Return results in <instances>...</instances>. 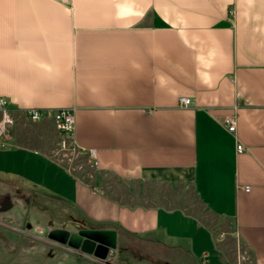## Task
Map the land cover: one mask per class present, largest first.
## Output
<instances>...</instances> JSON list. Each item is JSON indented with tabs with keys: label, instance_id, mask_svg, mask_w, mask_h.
<instances>
[{
	"label": "crops",
	"instance_id": "crops-1",
	"mask_svg": "<svg viewBox=\"0 0 264 264\" xmlns=\"http://www.w3.org/2000/svg\"><path fill=\"white\" fill-rule=\"evenodd\" d=\"M0 97L15 115L72 111L74 148L97 172L176 188L177 200L193 193L264 264V0H0ZM229 114L241 153L220 123ZM26 149L20 171L0 172L65 206L49 230L112 231L115 251L148 264H229L185 204L122 203ZM11 212H0V264L16 243L3 231L42 233L13 225ZM49 245L63 256L52 264L93 259Z\"/></svg>",
	"mask_w": 264,
	"mask_h": 264
},
{
	"label": "rangeland",
	"instance_id": "rangeland-1",
	"mask_svg": "<svg viewBox=\"0 0 264 264\" xmlns=\"http://www.w3.org/2000/svg\"><path fill=\"white\" fill-rule=\"evenodd\" d=\"M12 119L13 123L6 127L5 135L0 139V152L3 153V163L0 159V168L4 165L12 171H20V166L22 167L23 164L28 163L30 159L27 154H25V157L21 155V152L24 151L18 150L34 149L59 162L75 176L90 184V186L104 190L107 195L122 203L161 204L165 207H173L183 203L190 214L200 219L217 236L219 252L227 257L229 264H252L248 250L236 241L232 224L211 215L195 198L193 193L188 192L182 197L183 199L177 200L176 196H180V194L178 195L176 188L171 189L169 186L156 182L128 183L112 174L97 172L87 156L80 155L70 145H62L60 134L51 119L43 118L40 121H32L24 115H15L13 113ZM13 175H6L0 172V203L5 198H8L10 202L8 209L1 214L6 215V212L13 209V212L10 213L13 225L18 226L19 224L18 227L20 229H26L27 231L30 230V226L36 227L38 225L41 227L42 233H34L31 236L20 239L11 230L3 231L4 235L14 239L16 243L14 245L15 249H9V252L14 251L13 255H9L10 257L8 258L4 257L2 260H5L7 264H52V255H62L60 252H53L52 243L49 245V240L45 236L51 228L49 222L59 215H64L66 212L65 206L55 199H51V197L34 193L32 190L35 187L31 184L28 185L29 187L27 185L22 186L24 182ZM2 181L5 184H2ZM23 221H25L23 225L20 224ZM66 229L70 232H76L78 228L73 225L71 228L68 226ZM9 245L13 246L11 242H8ZM20 246L26 250L15 255L18 252L17 247L20 248ZM132 246L139 247L135 242H133ZM2 249L0 248V256H3L1 253ZM140 249L145 250L144 247ZM138 257L134 252L129 253L119 249L118 251L110 252L107 260H116L113 264H119L117 262L121 260L125 261V264H133L134 260L136 263L148 264L149 261L144 257ZM84 264L101 263L93 258Z\"/></svg>",
	"mask_w": 264,
	"mask_h": 264
},
{
	"label": "built area",
	"instance_id": "built-area-1",
	"mask_svg": "<svg viewBox=\"0 0 264 264\" xmlns=\"http://www.w3.org/2000/svg\"><path fill=\"white\" fill-rule=\"evenodd\" d=\"M191 102L188 98H180L179 105L183 107L190 106ZM25 117L32 121H40L43 118H49L53 121L56 130L59 132L61 137V143L63 146L70 145L74 147V116L72 111L70 110H47L40 111L37 109H28L25 111ZM13 123L12 113L9 107V102L6 98L0 97V139L3 135H5L6 127ZM220 123L224 130L231 135L235 140V152L241 153L244 151V146L237 139V118L234 114L225 115ZM2 125V126H1ZM1 149V148H0ZM89 155L92 156L94 154L93 150L88 151ZM240 189L245 192L249 191L250 187L247 185L240 186ZM98 260V259H97ZM101 264H113L111 261L107 259L98 260Z\"/></svg>",
	"mask_w": 264,
	"mask_h": 264
},
{
	"label": "water",
	"instance_id": "water-1",
	"mask_svg": "<svg viewBox=\"0 0 264 264\" xmlns=\"http://www.w3.org/2000/svg\"><path fill=\"white\" fill-rule=\"evenodd\" d=\"M9 205V199L5 198L0 212L6 211ZM46 238L83 255L104 261L116 247L115 233L112 231L79 228L76 232H70L63 227L49 230Z\"/></svg>",
	"mask_w": 264,
	"mask_h": 264
},
{
	"label": "flooded vegetation",
	"instance_id": "flooded-vegetation-1",
	"mask_svg": "<svg viewBox=\"0 0 264 264\" xmlns=\"http://www.w3.org/2000/svg\"><path fill=\"white\" fill-rule=\"evenodd\" d=\"M4 202V200L0 203V206H1V204Z\"/></svg>",
	"mask_w": 264,
	"mask_h": 264
},
{
	"label": "bare ground",
	"instance_id": "bare-ground-1",
	"mask_svg": "<svg viewBox=\"0 0 264 264\" xmlns=\"http://www.w3.org/2000/svg\"><path fill=\"white\" fill-rule=\"evenodd\" d=\"M2 126V125H1Z\"/></svg>",
	"mask_w": 264,
	"mask_h": 264
}]
</instances>
